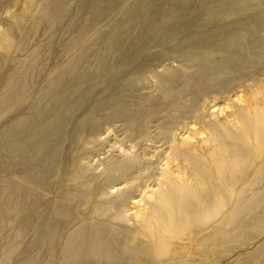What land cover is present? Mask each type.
Masks as SVG:
<instances>
[{"label":"bare ground","instance_id":"bare-ground-1","mask_svg":"<svg viewBox=\"0 0 264 264\" xmlns=\"http://www.w3.org/2000/svg\"><path fill=\"white\" fill-rule=\"evenodd\" d=\"M13 8L0 21V264H234L264 239V0ZM148 81L167 126L143 136L139 123L135 151L86 164Z\"/></svg>","mask_w":264,"mask_h":264},{"label":"rangeland","instance_id":"rangeland-1","mask_svg":"<svg viewBox=\"0 0 264 264\" xmlns=\"http://www.w3.org/2000/svg\"><path fill=\"white\" fill-rule=\"evenodd\" d=\"M248 2L251 5H253L255 4L256 0H248ZM14 3H15V0H0V21L6 18L9 14L14 12V8H13ZM1 31H2V27L0 23V33ZM111 44H112L111 35L110 34L105 35L102 42L93 46V50L89 58L90 62L93 64H96L101 52L110 48ZM169 63H172L175 66L181 65L177 61L164 62L161 65L163 66L164 64H169ZM162 66H160L159 68H161ZM260 69L262 71L261 73H263L264 64L262 65ZM257 75L258 74H256V76ZM260 77L262 78V76ZM136 84H137L138 99L132 106L129 116L127 118L123 117L120 120L118 119L114 121L113 123L106 124L104 130L102 131V134L99 135L98 137V140L100 141L101 146L95 149L92 155L86 158V160L84 159V162L86 164L93 166L94 169L97 171L102 169L100 160H104L108 155L117 156L121 152L126 151L130 147L132 151H135V148H133V145L136 142L135 141L136 134L135 135L131 134L133 126L138 125L140 123L141 130L139 132V135L142 134L144 136L146 135V133H148L149 129L156 128L158 126L160 127V125H162L161 124L162 120H165V125H166V122L168 120L167 119L168 110L165 109V102L167 99V95L160 93L158 89L156 88L154 82L152 81L151 82L150 81L137 82ZM173 88L174 87L172 88L170 87V90H173ZM150 99L157 100V103H156L157 105L155 106L153 113H156L158 115L157 117L151 118L152 121H149L150 119L145 120V118H143V116L140 115L142 107L146 106L149 103ZM234 99L235 98L232 97L231 101H234ZM224 104L225 102L219 104L221 105V108L224 109L222 113H219L217 108L211 109V111L219 113L218 116L221 120H225L228 114L230 113V108H226ZM148 145L150 147L146 149L145 153H146L147 158L148 157L150 158L153 156V151L155 150L153 147L155 146V144H148ZM127 180H129V178H127ZM111 191H114V190L111 189ZM139 195L136 196L135 201H138L140 199ZM133 207H136V206L135 205L131 206L132 208L131 212H135L136 210V208L133 210ZM128 225L132 227L133 221L132 220L129 221ZM245 252L243 253H245L246 255L242 257H238L237 261L234 264H256L258 262L264 264V239L259 241L258 245L254 246L253 248ZM236 255L237 254L231 257L232 258L231 261L235 259Z\"/></svg>","mask_w":264,"mask_h":264}]
</instances>
